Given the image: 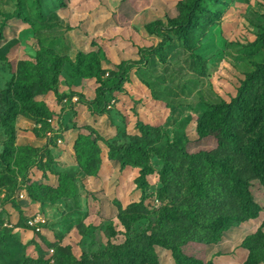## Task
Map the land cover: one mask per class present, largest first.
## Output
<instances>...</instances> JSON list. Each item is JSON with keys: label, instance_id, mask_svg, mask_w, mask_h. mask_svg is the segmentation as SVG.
I'll return each mask as SVG.
<instances>
[{"label": "rangeland", "instance_id": "rangeland-1", "mask_svg": "<svg viewBox=\"0 0 264 264\" xmlns=\"http://www.w3.org/2000/svg\"><path fill=\"white\" fill-rule=\"evenodd\" d=\"M182 1L0 0V264H87L85 251L93 257L127 239L122 212L144 202L134 208L141 220L131 222L141 231L185 197L174 179L202 175V160L187 162L178 147L194 155L219 150L218 137H202L198 126L210 105L229 102L264 62V0H210L200 11L182 10ZM181 12L182 23H194L189 37L172 26ZM92 54L102 60L99 77H79L81 55ZM37 62L33 102L50 111L19 103L10 116L6 95L24 74L21 64ZM85 149L96 175L81 167ZM167 160L171 193L159 198ZM250 192L257 218L185 251L243 264L245 237L264 231V187L251 181ZM37 213L46 220L42 231L27 223ZM156 250V264H178L172 250Z\"/></svg>", "mask_w": 264, "mask_h": 264}, {"label": "trees", "instance_id": "trees-1", "mask_svg": "<svg viewBox=\"0 0 264 264\" xmlns=\"http://www.w3.org/2000/svg\"><path fill=\"white\" fill-rule=\"evenodd\" d=\"M208 2L210 0H183L180 5L182 10L188 8L200 11L208 6ZM181 13V18L175 20L172 26L181 27L180 32L184 33L182 35L189 37L187 30H190L194 23H182L184 12ZM193 14L189 12L187 17ZM81 56L83 65L80 67L79 77L98 78L102 71V60L93 54ZM84 60H90L91 63ZM21 65L24 74L13 86L15 88L13 94L6 95L10 116H14L19 103L31 111H34L38 105L50 111L46 104L33 102L36 94H32V91L37 84L35 73L41 72L40 63ZM43 87L49 89L48 84H43ZM204 131L218 137L219 150L204 151L194 155L187 152L184 145L178 147V154L186 158L187 162L196 163L202 160L203 167L200 171L204 169L200 176H195L189 171L188 175H191L188 178L185 176L184 179L173 180V183L182 188L181 192L185 195L183 200L173 206L162 208L159 214L150 218L149 225L141 231L134 229L131 222L141 220L142 217L139 215L141 211H134V208L141 210L145 207V203L134 204L120 215V220L129 230L127 239L119 244L109 243L96 252L94 247H91L95 252L93 257L92 254L84 252L87 264H98L94 261L100 257L114 258L116 264H156L158 263L157 246L172 250L178 264H213L189 255L184 249L185 246L193 241L217 243L223 237L225 230L240 222L258 217L261 208L250 192V182L259 181L264 187V62L257 64L254 70L245 75L237 94L229 102L220 99L210 105L198 126V132L202 137ZM239 134L243 138L240 146L237 142ZM83 155L85 158L80 161L82 169L89 175H96L99 170L87 169L88 163L89 165L93 163L92 155L86 149ZM193 168L198 170L196 166ZM206 168L210 176L206 174ZM171 170L173 171L172 166L167 160L161 174L162 188L159 198H163L168 192L171 193L169 178ZM243 242L248 249V256L243 264H262L264 231L259 229L249 234ZM71 250L70 247L69 262L73 258Z\"/></svg>", "mask_w": 264, "mask_h": 264}, {"label": "built area", "instance_id": "built-area-1", "mask_svg": "<svg viewBox=\"0 0 264 264\" xmlns=\"http://www.w3.org/2000/svg\"><path fill=\"white\" fill-rule=\"evenodd\" d=\"M49 121L51 122L52 119H49ZM48 134H52V133H48ZM60 142H63V140L61 139ZM19 197H20V199H23L25 197L24 193L20 192ZM27 223H29L32 228H35L36 230L42 231L44 229V224L46 223V220L43 218V216L41 214L37 213V214L29 217L27 219Z\"/></svg>", "mask_w": 264, "mask_h": 264}]
</instances>
